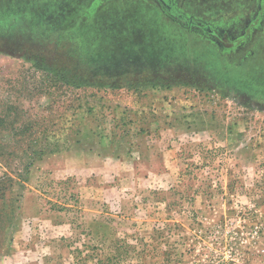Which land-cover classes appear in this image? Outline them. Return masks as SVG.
<instances>
[{
	"label": "rangeland",
	"instance_id": "rangeland-1",
	"mask_svg": "<svg viewBox=\"0 0 264 264\" xmlns=\"http://www.w3.org/2000/svg\"><path fill=\"white\" fill-rule=\"evenodd\" d=\"M149 2L0 0V264H264V33L215 58L120 25Z\"/></svg>",
	"mask_w": 264,
	"mask_h": 264
},
{
	"label": "flooded vegetation",
	"instance_id": "flooded-vegetation-1",
	"mask_svg": "<svg viewBox=\"0 0 264 264\" xmlns=\"http://www.w3.org/2000/svg\"><path fill=\"white\" fill-rule=\"evenodd\" d=\"M149 1H151L149 2L150 4L147 3L144 5L148 6L152 3L156 6L155 11H149V13H146L144 11L128 12L127 15L124 16V18L118 17V19H122L120 25H122V23H129V25L134 27V29L135 27H138L140 30V26H144L145 28L149 29L151 33V30L153 29L156 31V33L161 32L164 34H169L167 32L169 30H164L166 28V25H164V21H162L161 23L164 25L162 26L164 29H162L161 26H158L160 24L159 22L161 19V15L162 17H166V22L168 24L174 25L183 30L185 28L188 31L186 36L184 34H176V36L179 37L181 41L184 42L190 37L191 39H195V41H202L204 43L209 42V51L210 53L212 52L211 56L215 55V49H217L218 52H221L223 55L224 53H226L227 55H236L239 52L244 53L245 49L248 46L252 45L256 37H258L259 35H263L264 33V0H258L255 8H252L251 11H249L247 8L244 15L235 12L237 16L231 18L228 21L222 23L220 22L221 24H218L216 22V18H212L213 20L205 21L203 19V16L199 18V16L196 15H188L185 10L175 4V0ZM187 1L188 0H183V5ZM151 12H155L153 13L154 15ZM149 26H153V28H151L150 30ZM235 33L239 34L235 35ZM120 35L117 34L116 39H118ZM246 37L248 38L246 39ZM148 39H150V37ZM214 57L217 58V55H215ZM218 64L221 65V63L219 62Z\"/></svg>",
	"mask_w": 264,
	"mask_h": 264
},
{
	"label": "trees",
	"instance_id": "trees-1",
	"mask_svg": "<svg viewBox=\"0 0 264 264\" xmlns=\"http://www.w3.org/2000/svg\"><path fill=\"white\" fill-rule=\"evenodd\" d=\"M44 68L45 69H47V71L48 72H50V73H56V70H58V69H56V68H51V67H48V66H44ZM49 73V74H50ZM8 119L6 118V116H1L0 115V130H1V127L3 126V122H5V121H7ZM16 129V128H15ZM18 132H20L19 133V135H21V136H24V134L26 133V132H29L30 130H31V128H27V129H22V128H20V129H16ZM6 151V147L5 146H3L2 144H0V158L4 155V153H6L5 152ZM35 152L36 153H43L44 152V149H42V150H35ZM34 152V153H35ZM13 187V180H11V179H5L3 182H0V192L1 191H3V193L2 194H0V201L4 198V196H5V191L6 192H8L11 188ZM1 209V208H0ZM13 209V208H12ZM11 211V213L13 214V211L12 210H10ZM12 216V215H11ZM0 217H1V213H0Z\"/></svg>",
	"mask_w": 264,
	"mask_h": 264
},
{
	"label": "crops",
	"instance_id": "crops-1",
	"mask_svg": "<svg viewBox=\"0 0 264 264\" xmlns=\"http://www.w3.org/2000/svg\"><path fill=\"white\" fill-rule=\"evenodd\" d=\"M226 2H227V3H228V2H231V0H229V1L225 0V3H226ZM239 2H241V0H240ZM209 13H210V12H209ZM202 15H207L208 17L211 16L210 14H207V13H206V14H202ZM203 17H204V16H203ZM210 19H212V17H210ZM165 23H166V24H165ZM165 23H164V25H166V26H165V27H166V28H165L166 31H167V30H170V29H173L171 24H168L167 22H165ZM164 25H163V26H164ZM170 25H171V26H170ZM169 28H170V29H169ZM167 32L169 33V31H167Z\"/></svg>",
	"mask_w": 264,
	"mask_h": 264
}]
</instances>
